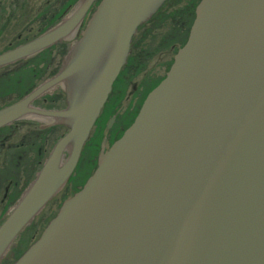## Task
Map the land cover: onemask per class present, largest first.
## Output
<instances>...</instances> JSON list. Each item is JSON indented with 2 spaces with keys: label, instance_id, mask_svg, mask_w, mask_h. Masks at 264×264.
Masks as SVG:
<instances>
[{
  "label": "water",
  "instance_id": "obj_1",
  "mask_svg": "<svg viewBox=\"0 0 264 264\" xmlns=\"http://www.w3.org/2000/svg\"><path fill=\"white\" fill-rule=\"evenodd\" d=\"M167 1L78 0L0 53L9 71L68 41L56 74L0 108V130L26 118L67 129L0 224V264H264V0L198 1L132 123L102 140L81 189L15 258L77 171L138 29Z\"/></svg>",
  "mask_w": 264,
  "mask_h": 264
},
{
  "label": "flooded vegetation",
  "instance_id": "obj_2",
  "mask_svg": "<svg viewBox=\"0 0 264 264\" xmlns=\"http://www.w3.org/2000/svg\"><path fill=\"white\" fill-rule=\"evenodd\" d=\"M71 8L72 7H70V9ZM70 9H67L65 11V14H67ZM77 36L78 32L74 35L71 41L74 42ZM60 45L63 46V52L62 54H60V57L57 58L58 61L56 60V65L52 67V63L50 62V67L48 68L49 72L47 73V75L44 77L43 73L40 72L37 76L39 78V82L36 85H33V87H30L26 93H28L37 85L41 84L46 79H49L54 74H56L61 66L64 55L67 54L68 51L67 42H64ZM132 53L133 50L131 47L129 56H131ZM135 56L137 57H134V61L136 60L137 62L128 65L127 59L125 66L122 68L119 76L114 83L115 86L116 82L120 80V83L118 84L119 86H117L116 89V94L118 95L120 93H123V98L120 96V99H118L119 96L118 98H116L115 96V98H113L111 102L108 100L106 108H102L100 112V120H96L91 131V137L88 142H86L78 169L81 165L86 164L91 166L93 165L92 170L88 172L86 171L85 174L82 175H80L79 172L74 171L69 181L60 191V194L56 196L58 197L59 204H61L63 200L81 189L85 181L92 174L96 167L97 157L100 152L102 140L105 139V148L107 149L123 134L125 129L132 123L145 96L152 89L151 87L154 83V80L156 79L155 77L144 76L140 78L144 74V68L148 61V58H144L145 56H140V54H137ZM51 59H54V57H52ZM139 78V83L134 84V79ZM114 86L111 94L114 92ZM129 86L130 89H128ZM125 98L130 100V105L122 110L121 104ZM25 120L22 122H15L14 131L0 130L1 222L4 220L5 215L10 210V208L19 199L24 189L33 180L35 174L41 168L45 158L48 156L49 152L44 156L42 151L43 146H49L48 144L53 142V140L58 135L59 137L56 138V140L59 139L67 131L64 126L54 124L51 120H33L31 118V123H27L29 118H26ZM102 135L104 136L102 137ZM96 136L101 137L98 145L90 143L91 139ZM51 203L52 201L49 202L47 206Z\"/></svg>",
  "mask_w": 264,
  "mask_h": 264
},
{
  "label": "trees",
  "instance_id": "obj_3",
  "mask_svg": "<svg viewBox=\"0 0 264 264\" xmlns=\"http://www.w3.org/2000/svg\"><path fill=\"white\" fill-rule=\"evenodd\" d=\"M27 1L28 0H0V35L3 31H5L4 28L6 27V24H4L3 21H6L5 23H7L12 18H15L18 25H20V28H18L20 31L13 32L14 34L10 38V43L3 51L34 38L58 23L65 15V11L76 4L78 0H50L43 3L33 13H30V15L27 12ZM198 1L199 0H168L165 4H163L153 18H150L145 25L140 27L137 33L139 39L141 40L143 38L151 41L153 39L152 37H154L155 42H157L154 44V50H167L173 56L176 50L181 47L186 40L189 27L193 20L194 8ZM19 6L22 9L19 8ZM154 28L158 29L159 34L156 36H150L149 33ZM135 38L133 39V42L135 41ZM131 47L133 53L128 58V65L137 62L136 60L134 61V57H137L135 55L140 54V56L148 58L154 51H149V49L140 50L137 44H133ZM62 50V45L52 46V48L48 49L47 53L31 62L11 65L9 66V71H7V67L0 69V107L6 106L20 99L30 87H33V85H36L39 82V78L37 76L40 72L43 73L45 77L49 72L48 68L50 67V62L52 63V67L56 65L55 62L57 58L60 57V54H62ZM52 57H54V59H51ZM171 61L172 59L166 65L165 71L168 70ZM164 75L156 78L151 88H154L162 80ZM119 83L120 80H118L114 86V92L109 98L110 102L113 98H115V96L116 98L119 96L118 99H120V96L122 97L123 95V93L118 95L116 94V89ZM100 138V136L93 137L90 143L98 145ZM18 247L15 248V258H17L24 251L18 252ZM11 261L13 260H9L4 264H9Z\"/></svg>",
  "mask_w": 264,
  "mask_h": 264
},
{
  "label": "rangeland",
  "instance_id": "obj_4",
  "mask_svg": "<svg viewBox=\"0 0 264 264\" xmlns=\"http://www.w3.org/2000/svg\"><path fill=\"white\" fill-rule=\"evenodd\" d=\"M48 1H50V0H28L27 1V7H28L27 12L30 15V13H33L38 7H40L43 3L48 2ZM3 22H4V24H6L5 25L6 27L4 28L5 31H3L0 35V52L3 51L7 47V45L10 43V40H11L10 38L14 34L13 32L14 31L15 32L20 31V29H18V28H20V25H18L15 18H12L7 23H5L6 21H3ZM158 34H159V31L156 28L152 29V31L149 33L150 36H156ZM137 37H138V34L135 38V41L132 43V45L137 44V46L139 47L140 50H144V49H149V51L154 50V44L157 43V42H155L154 37H152L153 39L151 41L149 39H143V38L140 40L139 37L138 38ZM147 46H148V48H147ZM138 47H137V49H138ZM146 53H148V52H146ZM172 58H173L172 54L167 50H162V49H160L158 51L154 50L152 52V55L148 57V61H147L145 68H144V74L140 78H142L144 76L155 77V78L163 76L166 72L165 71L166 65L168 64V62ZM155 65H156V67H155ZM140 78L134 79V84L139 83ZM130 86L128 89H130ZM122 98H123V96H122ZM129 105H130V100L125 98L121 104L122 110L124 108L128 107ZM18 135H19V133H18ZM103 136L104 135H102V137ZM58 137H59V135L56 138H58ZM56 138L53 140V142L48 144L49 146H43L42 151H43L44 156L47 155V153L50 151V149L53 146V143L56 141ZM99 142H98V144H99ZM87 164H89V163H87ZM92 168H93V165L92 166L86 165V164L81 165L80 168L77 170V172H79V174L82 175V174H85L86 171L87 172L91 171ZM58 204H59L58 203V197H56L52 201V203L50 205H48L46 207V209H44V211L39 216L36 217V219L34 221V225H32V227L30 226L29 228H27L25 230V232L22 234L21 240L18 244V246H19L18 252L25 250L33 241H35L38 238V236L40 235L41 231L43 230V228L45 227L47 222L50 220V218H52L56 214L57 209L59 208Z\"/></svg>",
  "mask_w": 264,
  "mask_h": 264
},
{
  "label": "bare ground",
  "instance_id": "obj_5",
  "mask_svg": "<svg viewBox=\"0 0 264 264\" xmlns=\"http://www.w3.org/2000/svg\"><path fill=\"white\" fill-rule=\"evenodd\" d=\"M4 4H5V3H4ZM6 4H7V3H6ZM8 6H9V5H8ZM20 6H21V5H20ZM20 6H19V8H21ZM7 8H8V7H7ZM21 9H22V8H21ZM24 9H25V8H24ZM7 11H8V10H7ZM17 11H18V10H17ZM22 11H23V10H22ZM22 11H20V12H22ZM10 12H11V9H10ZM13 12H14V11H13ZM20 12H19V13H20ZM14 13H15V12H14ZM17 14H18V13H17ZM18 16H19V14H18ZM23 16H24V15H23ZM17 18H18V17H17ZM20 18H21V17H20ZM13 20H14V19H13ZM149 20H150V19H149ZM149 20H148V21H149ZM186 21H187V20H186ZM187 22H188V21H187ZM187 22H186V23H187ZM184 23H185V22H184ZM189 24H190V23H189ZM143 25H144V24H143ZM183 25H184V24H183ZM183 25H182V27H183ZM140 27H141V26H140ZM181 29H182V28H181ZM138 30H139V29H138ZM183 30H184V29H183ZM137 33H138V32H137ZM179 33H180V32H179ZM181 34H182V33H181ZM186 34H187V33H186ZM136 35H137V34H136ZM73 37H74V35H73ZM73 37H72V39H73ZM135 37H136V36H135ZM174 37H175V36H174ZM178 38H179V36H178ZM180 38H181V37H180ZM176 39H177V38H176ZM176 39H175V40H176ZM179 40H180V39H179ZM69 41H70V40H69ZM66 42L68 43V41H66ZM72 42H73V41H72ZM74 42H75V41H74ZM63 43H64V42H63ZM63 43H61V44H63ZM132 43H133V40H132ZM58 45H60V44H58ZM53 46H56V45H53ZM2 52H3V51H2ZM67 53H68V51H67ZM66 55H67V54H65L64 57H65ZM161 55H162V54H161ZM166 55H167V54H166ZM64 57H63V58H64ZM152 58H153V57H152ZM154 58H155V57H154ZM62 60H63V59H62ZM157 63H158V62H157ZM124 66H125V65H124ZM124 66H123V67H124ZM155 67H156V65H155ZM3 68H6V67H3ZM3 68H1V69H3ZM152 89H153V88H152ZM33 120H34V119H33ZM25 121H26V120H25ZM90 137H91V134H90ZM90 137H89V139H90ZM89 139H88V140H89ZM88 140H87V142H88ZM9 143H10V142H9ZM14 144H15V143H14ZM6 147H7V146H6ZM38 171H39V170H38ZM38 171H37V172H38ZM54 199H55V198H54ZM51 201H53V200H51ZM60 203H61V202H60ZM58 205H60V204H58ZM55 206H56V205H55ZM44 209H45V208H44ZM44 209L42 210V212L44 211ZM42 212H41V213H42ZM41 213H40V214H41ZM40 214H39V215H40ZM39 215H38V216H39ZM35 219H36V218H35ZM34 221H35V220H34ZM32 225H34V223H32ZM32 225H31V226H32ZM35 229H36V228H35ZM24 241H25V240H24ZM14 252H15V249H14Z\"/></svg>",
  "mask_w": 264,
  "mask_h": 264
}]
</instances>
